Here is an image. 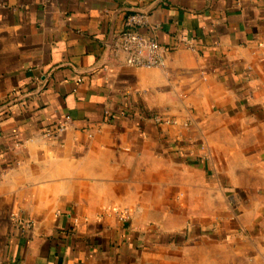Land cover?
Instances as JSON below:
<instances>
[{
    "label": "crops",
    "instance_id": "crops-1",
    "mask_svg": "<svg viewBox=\"0 0 264 264\" xmlns=\"http://www.w3.org/2000/svg\"><path fill=\"white\" fill-rule=\"evenodd\" d=\"M0 264H264V0H0Z\"/></svg>",
    "mask_w": 264,
    "mask_h": 264
},
{
    "label": "built area",
    "instance_id": "built-area-1",
    "mask_svg": "<svg viewBox=\"0 0 264 264\" xmlns=\"http://www.w3.org/2000/svg\"><path fill=\"white\" fill-rule=\"evenodd\" d=\"M127 30L119 34L114 43L117 53H122L128 65L140 68H157L165 65L166 49L157 41L150 40L144 36L140 29L151 25V15L146 11H133L126 20ZM155 120L161 123V117ZM64 126L60 127L62 130ZM51 130L45 135L51 134Z\"/></svg>",
    "mask_w": 264,
    "mask_h": 264
},
{
    "label": "water",
    "instance_id": "water-1",
    "mask_svg": "<svg viewBox=\"0 0 264 264\" xmlns=\"http://www.w3.org/2000/svg\"><path fill=\"white\" fill-rule=\"evenodd\" d=\"M40 83L42 84L43 82L40 81ZM13 104H14V102L13 103H10L9 105H7V107H9V106L13 107Z\"/></svg>",
    "mask_w": 264,
    "mask_h": 264
}]
</instances>
